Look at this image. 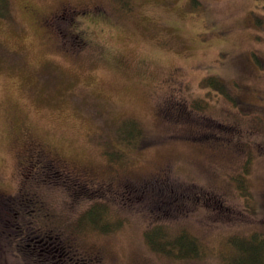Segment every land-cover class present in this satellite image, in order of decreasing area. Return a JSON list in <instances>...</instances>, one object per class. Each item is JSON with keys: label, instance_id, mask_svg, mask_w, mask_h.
Wrapping results in <instances>:
<instances>
[{"label": "rangeland", "instance_id": "rangeland-1", "mask_svg": "<svg viewBox=\"0 0 264 264\" xmlns=\"http://www.w3.org/2000/svg\"><path fill=\"white\" fill-rule=\"evenodd\" d=\"M211 76L236 101L206 86ZM129 117L144 126L136 150L119 144ZM79 179L90 200H76ZM24 200L43 204L38 220L14 217ZM96 200L124 226L70 234ZM154 225L186 229L201 256L153 251ZM49 231L89 264H223L230 237L264 234V0H11L0 17V264H38L12 241L36 252Z\"/></svg>", "mask_w": 264, "mask_h": 264}, {"label": "trees", "instance_id": "trees-1", "mask_svg": "<svg viewBox=\"0 0 264 264\" xmlns=\"http://www.w3.org/2000/svg\"><path fill=\"white\" fill-rule=\"evenodd\" d=\"M10 13L11 0H0V17L5 18L6 16H9ZM256 59L258 60V63L262 62L257 56ZM203 82L206 86H212L220 93L225 94L227 97H232V99L236 101L237 98L232 96L229 88L226 87L227 85L219 77H207L203 80ZM192 106L197 109H202V100L199 99L193 101ZM117 133L120 135L119 144L127 146L128 150H136L140 146L145 132L141 121L134 117H129L123 120L121 125L119 124L117 127ZM110 143L114 145L113 140ZM120 150L123 151L120 152ZM106 154L109 156L110 160L115 162L122 159L124 155L126 156L123 148L115 150L113 153L107 152ZM251 159L252 157L250 156L244 166L245 172L240 175L242 178L239 179V187L245 196H251V192L246 181L247 179H245V173H248V168L251 166ZM37 177L39 178L40 176L36 174L35 178ZM78 184L80 185H77L73 190L74 196L78 197L76 200H90L92 197H87L85 195V192L88 191L85 187H83L85 184L83 185L81 180L78 181ZM24 201L27 205L26 209L23 210L21 207L13 208L14 217L21 221L23 216L30 215L31 217L33 216V219L38 220L36 219V214L40 215V213H42L45 209L43 204L39 200ZM110 205L112 206L111 202L108 200L93 201L90 207L82 212L69 225V233L73 236H81L93 233V231L110 233L121 229L128 218L126 216L123 217V215L118 213V210L115 214ZM34 223L35 221L31 219L29 223L30 228L41 230L42 227L39 225L35 226ZM72 225L73 229L71 228ZM41 231L42 234H44V229ZM44 232H46V230ZM50 233V231L49 233L47 232L46 238L42 241H38L37 245L34 244L38 247L36 252L34 249L31 251L29 246L30 244L26 246V244L21 243L20 239L14 238L15 240L12 242L17 245L12 247L14 251L13 254L21 257L22 259H26V261L32 259L33 263L38 264L39 261L43 262V260L48 264H89L86 263L85 260L82 261V259H80L77 255V252L73 251L75 249L72 241L69 245L63 241L66 240L63 237V233H56L55 235H51ZM144 236L149 245L148 247H150L153 251L174 259H195L201 256L200 254H202L203 251L201 241L189 233L186 229L173 232L165 225H154L145 229ZM71 239H73V237H71ZM229 243L232 245L233 250L231 251V255L226 258V260L224 258L223 264H264V234L261 233V231H255L249 235H234L229 238ZM50 249H52V255L47 253V250Z\"/></svg>", "mask_w": 264, "mask_h": 264}, {"label": "flooded vegetation", "instance_id": "flooded-vegetation-1", "mask_svg": "<svg viewBox=\"0 0 264 264\" xmlns=\"http://www.w3.org/2000/svg\"><path fill=\"white\" fill-rule=\"evenodd\" d=\"M34 147H38V144L33 143Z\"/></svg>", "mask_w": 264, "mask_h": 264}]
</instances>
